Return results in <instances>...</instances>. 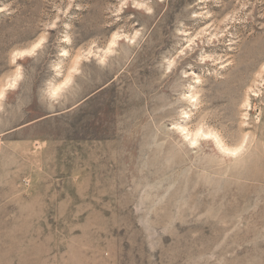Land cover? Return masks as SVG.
<instances>
[{
    "label": "rangeland",
    "instance_id": "obj_1",
    "mask_svg": "<svg viewBox=\"0 0 264 264\" xmlns=\"http://www.w3.org/2000/svg\"><path fill=\"white\" fill-rule=\"evenodd\" d=\"M263 69L264 0H0V264H264Z\"/></svg>",
    "mask_w": 264,
    "mask_h": 264
},
{
    "label": "bare ground",
    "instance_id": "obj_2",
    "mask_svg": "<svg viewBox=\"0 0 264 264\" xmlns=\"http://www.w3.org/2000/svg\"><path fill=\"white\" fill-rule=\"evenodd\" d=\"M200 33H201V32H200ZM113 38H114V37H113ZM133 39H134V38H133ZM117 40H118V39H117ZM110 41H111V40H110ZM111 42H112V41H111ZM114 42H115V41H114ZM116 43H117V42H116ZM114 45H115V44H114ZM111 46L113 47V45H111ZM112 47H109V48H112ZM107 48H108V47H107ZM109 48H108V49H109ZM108 49H107V50H108ZM89 52H90V51H89ZM109 52H110V51H109ZM101 62H102V61H101ZM263 70H264V69H263ZM258 77H259V76H258ZM259 78H261V77H259ZM256 80H257V79H256ZM259 80H260V79H259ZM263 82H264V81H263ZM263 82H262V83H263ZM59 90H60V89H59ZM254 93H255V92H254ZM56 94H57V93H56ZM191 97H194V95H192V96L190 95V98H191ZM246 103H247V102H246ZM172 128H173V127H172ZM175 128H176L177 130H178V129L181 130V131H179V130H178V131H179V132H183V134H184L185 137H187V136L190 134V133H188L189 130H188L187 128H185L184 126L181 127V125H178V124H177V126L175 125ZM175 128H173V129H175ZM176 129H175V130H176ZM199 131L201 132V130H199ZM194 132H195V131H194ZM201 133H203V132H201ZM183 134H182V135H183ZM197 134H198V132H197ZM197 134L193 135L194 138L190 139V142H189V143H191V144H195V143L198 142V141H197L198 139L195 138V137L197 136ZM199 134H200V133H199ZM199 134H198V135H199ZM203 135H204V134H203ZM200 136H201V135H200ZM204 136H206V134H205ZM191 137H192V136H191ZM197 137H198V136H197ZM216 138H217V137H216ZM216 138H215V139H216ZM216 141H218V140H216ZM219 143H220V142H219ZM221 148H222V147H221ZM240 150H241V149H240ZM226 151H227V150H226ZM228 151H229V150H228ZM228 151H227V152H228ZM234 151L236 152V150H234ZM237 151L240 152L239 150H237ZM232 152H233V151H232ZM238 152H237V153H238ZM235 154H236V153H235Z\"/></svg>",
    "mask_w": 264,
    "mask_h": 264
}]
</instances>
